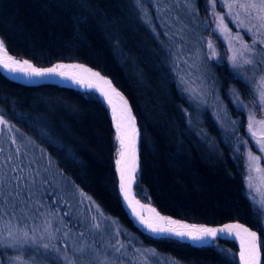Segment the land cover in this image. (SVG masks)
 <instances>
[{"label": "trees", "instance_id": "16d2710c", "mask_svg": "<svg viewBox=\"0 0 264 264\" xmlns=\"http://www.w3.org/2000/svg\"><path fill=\"white\" fill-rule=\"evenodd\" d=\"M193 5L198 36L208 0ZM148 6L146 0H0V39L10 54L36 66L79 61L109 77L128 100L139 130L136 195L160 213L188 222L248 225L258 233L264 264V210L246 192L243 156L223 140L209 111H198L178 85L170 30ZM258 53L256 70L264 57ZM207 65L210 83L242 130L245 115L230 93L252 97L246 73L238 74L223 59ZM0 117L45 152L66 184L115 221L126 252L133 255L131 247L138 246L174 264H239L231 239L217 237L198 246L153 237L132 224L117 188L111 115L95 92L49 81L25 84L0 72Z\"/></svg>", "mask_w": 264, "mask_h": 264}, {"label": "rangeland", "instance_id": "374dc122", "mask_svg": "<svg viewBox=\"0 0 264 264\" xmlns=\"http://www.w3.org/2000/svg\"><path fill=\"white\" fill-rule=\"evenodd\" d=\"M146 1L150 14L170 30L178 85L198 111H209L223 140L243 156L246 192L264 210V57L254 69L258 52L264 54V25L258 23H264V13L252 14L248 7H237L236 0H208L197 36L193 0ZM241 30L252 42H246ZM222 59L238 74L245 72L254 89L245 99L230 93L245 115L242 130L208 78V62ZM125 246L115 221L66 184L39 146L8 123L0 124V264H174L152 249L132 246L131 255Z\"/></svg>", "mask_w": 264, "mask_h": 264}, {"label": "bare ground", "instance_id": "6f19581e", "mask_svg": "<svg viewBox=\"0 0 264 264\" xmlns=\"http://www.w3.org/2000/svg\"><path fill=\"white\" fill-rule=\"evenodd\" d=\"M18 60H15L16 58L11 57L10 54L5 49H0V69L6 73L11 78H14L16 80L20 81H26V82H34V81H41V80H50L49 82L54 83H61V84H69L74 83L77 86L82 85V82L77 77L68 78L66 77V70L74 69V66L72 65H61L60 67L56 68V71L53 73H48L43 76H35L31 72V68H34L33 65H31V68L28 65L23 64V60H21L19 57H17ZM10 64L12 66H15L17 69L23 68L24 71L20 75H13L7 71L6 68H3L1 64ZM35 65V64H34ZM86 71V68H84ZM88 71V70H87ZM5 76V75H4ZM27 76V77H26ZM8 78V77H7ZM12 80V79H11ZM72 80V81H70ZM98 83L101 85V87H97L95 84ZM108 79L102 78L100 76H95L93 74H89L86 77V83L84 82V87H89L90 89L97 90L99 94L103 99L111 100V119H112V127L114 130V136L116 138L118 149L115 153V165H116V173L119 178V189L122 194L124 195V198L122 200L123 208L125 212L129 215L131 220L138 225L142 230L145 231L148 235H154V236H160L163 233L175 235V232H183L185 235L178 236L182 238H189L193 239V236H201V239H195L198 241H206L209 239L210 235L202 234L201 230L205 228H211L209 226L204 225H187L184 223L182 219L170 217L165 214H159L158 210L153 208L151 205L152 203L143 201L145 204L143 206H134L132 202H130V199L128 197H132L133 195L137 196L134 190V181H135V174L136 171H131L132 167H137V142H136V125L133 120V117L130 113L129 107L124 100V98L118 94L116 91H113V87L111 84L108 83ZM46 82V81H45ZM42 83V82H41ZM26 84V83H25ZM37 84V83H36ZM91 85V87L89 86ZM75 87V86H74ZM92 91V90H91ZM106 94V95H105ZM99 96V97H100ZM100 97V98H101ZM101 98V99H102ZM119 123L121 125V135L124 138L125 145H129L130 140L134 141V155H135V162L133 163L132 156H133V149L129 147H121L120 141L117 139V129L116 125ZM124 152V156H121L119 153ZM121 160V164L117 165V160ZM121 171L124 172L125 180H124V190H121ZM138 197V196H137ZM139 198V197H138ZM140 199V198H139ZM141 200V199H140ZM163 218V219H162ZM141 221H145L147 223L152 224L156 228H163V229H172L173 231H164V232H153L147 227V223H141ZM174 222V223H173ZM188 222V221H187ZM191 223V222H190ZM195 223V222H193ZM224 228V227H223ZM191 235H188V234ZM239 233V235H237ZM219 236H225L222 238H228L235 242L238 248L237 256H238V263L241 264V252L242 250L246 249L250 238L248 235L240 229H233L231 235L227 233V230H225L224 234H219L218 236L212 238L215 239ZM162 237V236H160ZM211 240V241H212ZM189 243V242H188ZM243 245V247H242Z\"/></svg>", "mask_w": 264, "mask_h": 264}, {"label": "snow or ice", "instance_id": "6c2138e0", "mask_svg": "<svg viewBox=\"0 0 264 264\" xmlns=\"http://www.w3.org/2000/svg\"><path fill=\"white\" fill-rule=\"evenodd\" d=\"M210 2L212 4H216V3L219 2V0H210ZM231 2L234 4L235 0H231ZM239 6L240 7H248L250 9H257L258 11L264 12V0H258V2H257V0H247V4H241ZM220 19H223V17H221ZM261 19H264V17H261ZM5 48H6V45H5L4 40L0 39V49H5ZM0 63H2V61H0ZM23 64L24 65H28L31 68V65L29 64V61L25 60V61H23ZM3 66L5 68H9L11 71H15L16 70L15 68H11L10 65H8L6 63H4ZM57 67H60V66L57 65V66H53L52 68H48V69L31 68V72L35 76H43L45 74L55 72ZM20 70L24 71L23 68H21ZM93 75L99 76L100 74L99 73H93ZM108 83L110 84L111 82L108 81ZM89 86L91 87V85H89ZM113 91H115V89H113ZM109 103H111V100H109ZM262 123H264V121H262ZM0 124H5L6 125L7 122L2 117H0ZM116 129H117V139L120 141L121 147L122 148L123 147H129V148L133 149L132 160H133V163H134L135 162V155H134V146L135 145H134V141L130 140L129 145L126 146L125 142H124V138L121 135V125L119 123H117ZM261 150L264 151V148H262ZM119 154L121 156H124L125 153L121 151ZM255 159L259 160L260 157H255ZM116 163L119 166L121 164V160L118 159ZM131 171H133V172L136 171L135 166L132 167ZM124 180H125L124 172L121 171V190H124ZM141 223H147V222L141 221ZM147 227L153 232H157V231H160V232L173 231L172 229H167V230L163 229V228H159L158 229V228L154 227L150 223H147ZM233 229L243 230L248 235V237L250 238L246 249L242 250V252H241V257H240L241 264H260V249H259V247L256 244V239H257V233L256 232L250 231L249 229L245 228L243 225H240V224L225 225L224 228H220V229L205 228V229H202L201 232H202V234H207V235L216 237L219 234H224L225 230H227V233L229 235H231ZM175 235L183 236V235H185V233H183V232H175ZM188 235H191V234L189 233ZM237 235H239V233H237ZM192 238L193 239H201V236H199V235L198 236H193ZM44 247L48 248L49 245H44ZM242 247H243V245H242Z\"/></svg>", "mask_w": 264, "mask_h": 264}, {"label": "water", "instance_id": "95a60500", "mask_svg": "<svg viewBox=\"0 0 264 264\" xmlns=\"http://www.w3.org/2000/svg\"><path fill=\"white\" fill-rule=\"evenodd\" d=\"M5 50L7 51V49L5 48ZM8 52V51H7ZM9 53V52H8ZM10 54V53H9ZM10 56L11 57H14V58H16L15 60H18V58L17 57H15L14 55H12V54H10ZM21 60H23V61H25V60H27V61H29V63L31 64V65H33V67L34 68H38V69H48V68H52L53 66H57V65H59V66H61V65H72V66H74V69H69V70H66L67 72L65 73L66 74V77H68V78H73V77H77V78H79V80L82 82V85H79V86H77L76 84H72V83H69V84H67V85H71V86H75V87H78V89H80V90H92L93 92H95V93H97V94H99L98 93V91L97 90H94V89H90L89 87H84L83 85H84V82L86 83V77H87V75H89V74H93V73H99L100 75V77H102V78H106V79H108L110 82H111V80L109 79V77H107V76H105V75H103L99 70H97V69H95V68H93V67H91V66H89V65H87V64H85V63H82V62H79V61H57V62H54L53 64H51V65H49V66H45V67H39V66H36V65H34L30 60H28V59H26V58H20ZM2 65V67L3 68H5L4 66H3V64H1ZM10 65V64H9ZM10 67L11 68H15V66H12V65H10ZM84 68H86V71H85V69ZM7 69V71H9V73H11V74H13V75H21L23 72L21 71V70H19V69H17V68H15L16 70L15 71H11L9 68H6ZM88 70V71H87ZM0 72L3 74V75H5L6 77H8L9 79H12V80H15V81H18V82H21V83H26V84H36V83H41V82H45V81H50V80H41V81H34V82H26V81H20V80H16V79H14V78H11L10 76H8L6 73H4L1 69H0ZM27 77V76H26ZM70 81H72V80H70ZM54 82V81H53ZM111 84V86L113 87V89H115V91L118 93V94H120L123 98H124V100L126 101V103H127V105H128V107H129V110H130V113H131V115H132V117H133V120H134V122H135V125H136V133H137V135H136V142H137V167H138V136H139V130H138V127H137V124H136V118H135V116H134V114H133V111H132V109H131V107H130V104H129V102H128V100L126 99V97L122 94V92L118 89V88H116L114 85H113V83L111 82L110 83ZM97 87H101V85L98 83V81H97V83L95 84ZM100 96V95H99ZM101 97V96H100ZM102 98V97H101ZM102 100L106 103V105L108 106V110H109V112H110V114H111V105H110V103L107 101V100H105V99H103L102 98ZM114 169H115V172H116V165H115V162H114ZM136 171H137V168H136ZM116 175H117V173H116ZM117 188H118V193H119V197H120V200H121V203H122V200H123V198H124V195L122 196V194H121V192H120V189H119V178H118V175H117ZM129 199H130V202H132V204L134 205V206H137V207H139V206H143V205H148V204H145L142 200H140L137 196H135V195H133L132 197H128ZM152 206H153V208H155L156 210H157V208L153 205V204H151ZM122 206H123V204H122ZM159 212V211H158ZM127 214V213H126ZM159 214H160V212H159ZM162 214V213H161ZM127 216L129 217V215L127 214ZM170 217H172V216H170ZM129 219L131 220V218L129 217ZM177 219V218H176ZM178 220V219H177ZM131 222H132V224L136 227V228H138L140 231H142V232H144L145 233V231L144 230H142L138 225H136L134 222H133V220H131ZM184 223H186L187 225H191V224H193V225H204V226H209V227H211V228H215V229H220V228H223L225 225H235V224H240V225H243L245 228H247V229H249L250 231H254V232H256L257 233V231L256 230H254V229H252L251 227H249L248 225H246V224H244V223H242V222H239V221H228V222H224V223H221V224H216V225H207V224H204V223H193V222H187V221H183ZM151 236H153V237H160V236H167V237H173V238H176V239H178V240H181V241H185V242H189L190 244H192V245H205V244H208L211 240H212V238H214L213 236H209V239L208 240H206V241H198V240H195V239H189V238H182V237H178V236H175V235H171V234H166V233H163V234H161L160 236H154V235H151ZM219 237H225V236H219ZM256 244H257V246L259 247V236H258V233H257V239H256ZM259 249H260V247H259ZM260 260H261V252H260ZM239 264H240V262H239Z\"/></svg>", "mask_w": 264, "mask_h": 264}]
</instances>
